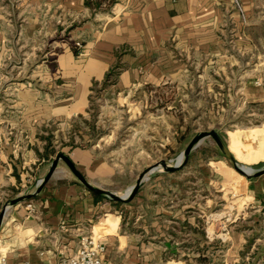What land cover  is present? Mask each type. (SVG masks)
Segmentation results:
<instances>
[{"label": "rangeland", "instance_id": "obj_1", "mask_svg": "<svg viewBox=\"0 0 264 264\" xmlns=\"http://www.w3.org/2000/svg\"><path fill=\"white\" fill-rule=\"evenodd\" d=\"M82 1L0 0V216L12 207L11 201L36 193L58 154L69 157L73 150L86 151L92 159L83 157L85 162L75 165L102 188L125 196L141 175L156 168L146 175L142 198L192 207L187 216L195 217L196 230L205 241L212 239L210 248L199 247L201 238L175 237L172 241H183L187 254L166 252L160 256L163 262L232 263L228 248L251 235L254 224L250 217L259 215L245 198L248 179L235 171L212 137L198 142L178 171L167 172L161 164L177 166L192 141L212 131L243 159L244 150L235 140L264 129V102L248 103L250 96L239 88L234 93L231 86L243 85L253 66L239 61L231 79L221 77L218 68L225 64L207 61L206 54L197 60L172 45L169 60L147 52L137 62L134 76L122 78L129 68L122 63V55L135 57L133 51L124 49L104 79L88 81L83 72L91 34L102 31L110 20L121 21L124 10L117 7L119 0ZM232 36L231 30L224 35L227 49L234 55ZM85 97L88 101L83 105ZM76 104L79 110L70 114ZM239 166L255 174L264 169V162ZM13 175L22 184L19 189L6 184ZM52 178L47 185L67 179L84 187L64 162ZM97 196L103 203L114 204L118 214L127 217L126 228L132 230L131 211L125 208L131 202ZM148 209L141 206L138 216ZM144 225H137L135 231L143 230ZM187 231L184 233L189 234ZM91 236L103 240L95 231ZM160 240L165 242L164 237ZM149 241L154 239L143 238V243ZM1 242L0 237V253H4ZM250 249L245 247L240 253Z\"/></svg>", "mask_w": 264, "mask_h": 264}, {"label": "crops", "instance_id": "obj_2", "mask_svg": "<svg viewBox=\"0 0 264 264\" xmlns=\"http://www.w3.org/2000/svg\"><path fill=\"white\" fill-rule=\"evenodd\" d=\"M119 2L117 7H122L124 11L129 9L125 13L122 11L121 21L110 20L103 28L101 27L102 31L90 33L93 39L85 46L86 56L89 58L83 72L88 81L90 79L96 83L104 79L112 69L118 53L121 54L124 49L133 51L135 57H130V54L122 55V63L129 66L122 78L125 75L134 76L137 62L144 59L147 52L151 57L155 55L156 59L159 57L161 60L164 57L169 60V48L175 45L182 48L186 55L197 60L206 54L207 61L217 65L225 64L224 67L218 68V75L221 77L231 79L237 72L239 61H245L247 66H253L245 74L243 85L234 84L231 88L234 93L239 88V92L249 95L250 101L246 98V102L256 100L263 104L264 0H240L243 14L236 10L233 0H119ZM228 30L234 35L232 36L233 48H236L234 55L230 53L229 48L227 49L228 44L224 37ZM257 80H262L263 83L256 84ZM84 101L83 105L87 104L86 97ZM70 110V114H74L79 107L76 104ZM235 141L244 150L242 157L244 160L237 158L231 151L240 164L251 166L264 162V129L246 133V136ZM72 156H69V159L74 165L77 164L76 161L85 162L83 157L92 159L88 157L86 151L73 150ZM251 160L258 163L246 162ZM76 168L79 170L77 166ZM220 171L226 174L221 167ZM82 175L92 186L106 190L90 180L93 178ZM66 180H60L57 184L49 183L36 199L22 201L7 210L0 232L1 243L6 250L0 253V264H58L63 256L74 253L81 236L94 235V231L103 238L102 243L106 248L104 260L108 264H188L182 260L165 263L160 258L166 252L187 254L184 242L174 243L173 238H183L187 235L201 238L199 244L201 249L204 247L209 249L212 244L210 237L207 238L211 241L207 242L196 230L198 227L195 225V217L187 216L192 207L166 199L164 202L151 199L147 201L146 198H142L146 186L140 189L131 205L125 207L131 211L128 220L133 228L129 231L126 228L128 223L124 224L127 217L120 216L114 204L103 203L84 187ZM6 184L12 189H19L18 186H22L14 175ZM244 191L248 206L259 215L250 217L252 225L254 224L251 235L243 237L246 240H242L241 244H231L227 254L230 253L232 256V263L255 264L260 261V264H264V175L247 180ZM29 205L36 208L35 212L30 211ZM141 206L149 208V212L138 216L137 212ZM146 216H149L148 230L144 229V224L147 223ZM139 224L144 225L143 230L135 231ZM184 231L189 234H185ZM193 232L196 235H193ZM144 237L153 238L154 242L149 241L145 244ZM162 237L165 238L163 244L160 240ZM245 247L251 248L250 251L246 254L240 253Z\"/></svg>", "mask_w": 264, "mask_h": 264}, {"label": "water", "instance_id": "obj_3", "mask_svg": "<svg viewBox=\"0 0 264 264\" xmlns=\"http://www.w3.org/2000/svg\"><path fill=\"white\" fill-rule=\"evenodd\" d=\"M207 137H212L217 145L219 146L220 150L222 151V153L231 161L235 171L237 173H239L240 175L244 176L246 179L248 180H252L254 178L260 177L262 175H264V169L255 173V174H251L248 173L246 171L245 167H240V163L234 158V156L232 155V153L230 152L228 146L224 143V141L220 138V136L215 132L212 131L210 133H203L201 135H199L198 137H196L192 143L189 145V147L187 148V150L184 153V157H182L183 161H181V163H178L177 166L175 167H168L165 164H161V166L164 168V170H166L167 172H175L178 171L179 169L182 168V166H184L190 157V153L192 151V149L194 148V146L200 142L202 139L207 138ZM60 162H64L67 167L70 169V171L72 172V174L79 180V182L86 187L89 191H91L92 193H94L95 195H100L103 197L108 198L111 201L114 202H118V203H123V204H128L130 202H132L135 197L138 195L144 181L146 178V175L150 174L152 171H154L156 168H153L151 170H148L145 174L141 175L140 178L138 179L136 185L131 189L130 194L128 196H119L115 193H112L110 191L107 190H103V189H99L96 188L94 186H92L86 179L85 177L80 173V171L76 168V166L72 163V161L69 159V157H67L64 154H58L56 159L53 161L52 166L50 168V171L48 173V175L46 176L45 179L42 180V182L40 183L37 191L35 194L33 195H26L24 197H20L14 201H11L10 205L14 206L22 201L31 199L32 197H34L35 195H39L43 189L45 188V186L47 185V183L52 179V177L54 176V174L56 173L58 166L60 164ZM7 209L5 208L4 211L1 213L0 216V230H1V226L5 217Z\"/></svg>", "mask_w": 264, "mask_h": 264}, {"label": "built area", "instance_id": "obj_4", "mask_svg": "<svg viewBox=\"0 0 264 264\" xmlns=\"http://www.w3.org/2000/svg\"><path fill=\"white\" fill-rule=\"evenodd\" d=\"M236 10L243 14V7L240 0H233ZM30 211L35 212L36 208L28 206ZM105 245L94 239L90 234L79 238L74 253L63 256L58 264H108L104 260ZM222 264H240V263H222Z\"/></svg>", "mask_w": 264, "mask_h": 264}, {"label": "bare ground", "instance_id": "obj_5", "mask_svg": "<svg viewBox=\"0 0 264 264\" xmlns=\"http://www.w3.org/2000/svg\"><path fill=\"white\" fill-rule=\"evenodd\" d=\"M231 152V151H230ZM181 161H182V159H180V162L179 163H181ZM246 171L248 172V173H250V169H246ZM130 191H131V189L126 193V195L125 196H128L129 194H130Z\"/></svg>", "mask_w": 264, "mask_h": 264}, {"label": "trees", "instance_id": "obj_6", "mask_svg": "<svg viewBox=\"0 0 264 264\" xmlns=\"http://www.w3.org/2000/svg\"><path fill=\"white\" fill-rule=\"evenodd\" d=\"M94 196H96L97 198H99V196H97V195H94Z\"/></svg>", "mask_w": 264, "mask_h": 264}]
</instances>
